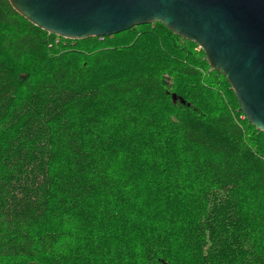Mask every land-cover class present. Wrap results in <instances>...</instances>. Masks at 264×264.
Returning <instances> with one entry per match:
<instances>
[{"label":"trees","instance_id":"16d2710c","mask_svg":"<svg viewBox=\"0 0 264 264\" xmlns=\"http://www.w3.org/2000/svg\"><path fill=\"white\" fill-rule=\"evenodd\" d=\"M0 264H264V132L195 42L0 0Z\"/></svg>","mask_w":264,"mask_h":264},{"label":"water","instance_id":"95a60500","mask_svg":"<svg viewBox=\"0 0 264 264\" xmlns=\"http://www.w3.org/2000/svg\"><path fill=\"white\" fill-rule=\"evenodd\" d=\"M28 21L68 39L159 22L205 53L264 132V0H9ZM176 101V96H174Z\"/></svg>","mask_w":264,"mask_h":264}]
</instances>
